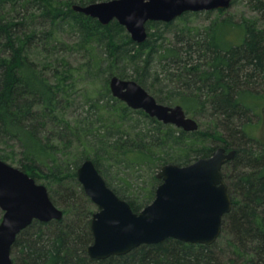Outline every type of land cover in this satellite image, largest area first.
Returning a JSON list of instances; mask_svg holds the SVG:
<instances>
[{
    "label": "trees",
    "instance_id": "obj_1",
    "mask_svg": "<svg viewBox=\"0 0 264 264\" xmlns=\"http://www.w3.org/2000/svg\"><path fill=\"white\" fill-rule=\"evenodd\" d=\"M99 1L107 0H0V160L42 181L51 201L69 209L21 231L12 264H264V146L249 131L264 96V0H246L254 16L241 20L242 42L227 46L218 27L230 18L196 27L187 19L199 13L188 12L149 22L147 39L137 44L117 21L103 26L72 10ZM64 33L74 35L72 45L60 39ZM74 50L86 57L78 67L61 55ZM81 76L100 88L77 92L73 79ZM112 76L154 89L158 103L181 106L201 125L206 118L216 125L201 131L197 122V131L186 132L133 110L111 95ZM76 102L80 113L68 119ZM218 147L235 151L221 171L232 203L223 244L220 236L210 246L166 239L103 260L87 255L94 211L76 179L84 160L138 213L154 199L163 165L185 166Z\"/></svg>",
    "mask_w": 264,
    "mask_h": 264
},
{
    "label": "water",
    "instance_id": "obj_2",
    "mask_svg": "<svg viewBox=\"0 0 264 264\" xmlns=\"http://www.w3.org/2000/svg\"><path fill=\"white\" fill-rule=\"evenodd\" d=\"M232 0H107L72 10L105 26L117 21L130 39L141 44L147 39L146 24L169 23L184 13L228 9ZM111 95L133 110H142L163 124L186 132L198 130L196 120L179 105L165 106L133 80L112 76ZM235 151L216 148L208 158L185 166L163 165L156 174L160 184L154 199L138 213L107 185L90 159L76 170V179L95 205L90 230L93 242L86 249L92 259L122 256L141 245L166 239L210 246L222 230L223 217L232 203L223 182L222 167ZM0 264H12L11 249L16 237L33 221H58L63 211L49 197L47 188L21 169L0 160Z\"/></svg>",
    "mask_w": 264,
    "mask_h": 264
},
{
    "label": "rangeland",
    "instance_id": "obj_3",
    "mask_svg": "<svg viewBox=\"0 0 264 264\" xmlns=\"http://www.w3.org/2000/svg\"><path fill=\"white\" fill-rule=\"evenodd\" d=\"M246 0H236L234 2L231 3L230 8H228L224 13L220 14L217 11L212 12L210 15H207L203 12H199V15L188 18V22H190L191 26H196V27H206L207 25H209L212 22L215 21H221L223 19L226 18H230L231 22L229 23H222L221 25H219L218 27V35L221 39V43L224 46H227L229 44H235L238 45L242 42V38H243V27L241 28L240 23L243 17H250V16H254V14L252 12H250L248 10V7L246 6ZM179 28V23H176L174 25V27L169 28L170 32L166 33L165 36L167 38L171 37V33H173L175 30H177ZM163 31V29L160 30V32ZM60 39L63 42L66 43H70L71 45L75 42V38L74 35L69 34V33H64ZM63 55L66 60L70 63V65L78 67L80 65H82L85 62L86 57L84 56V52L82 51H76L74 50L72 53L70 52H66L61 54ZM39 59V58H38ZM84 76V75H83ZM75 77L77 81V92L82 93L83 90L85 88H88L87 90L89 91V94H92L93 92H95V90H98V88H100V83H98L97 81L95 83H93L91 85V83H85V81L81 80L82 78L84 79V77ZM129 80V79H127ZM73 82V81H72ZM109 83V82H108ZM108 85V84H107ZM109 88V86H108ZM153 91H155L154 89H149V93L152 95ZM78 95H80L79 93H77ZM83 95V94H82ZM79 96V97H82ZM79 97L76 98L77 100H79ZM77 106H73L72 109H69V114H68V119H69V115H78L80 113V110H77L78 107H80L79 102H76ZM256 105H257V113L256 114V118H254L253 122V127L249 128V131L252 132L253 136H256V138H258L263 146H264V96H260L258 98V100L256 101ZM188 117L196 120L198 123L199 121L195 118L192 117L191 115H188ZM203 123L202 125L200 124V129L201 131H206V130H212L215 125H216V121L212 120V119H204L202 120ZM9 164V163H8ZM40 184H42V181H40ZM67 187L69 189H73V193H78V189L74 186L73 183L68 184ZM55 189V188H53ZM71 192V190H70ZM76 196H79L78 194ZM79 198V197H78ZM91 202V201H90ZM55 205V204H54ZM92 208L91 210H93L94 212L97 210L95 205L91 202ZM57 208L61 209L65 214L68 213L69 209L56 204L55 205ZM79 206V204L77 205V207ZM69 214V213H68ZM2 215H3V211L0 209V221L2 219ZM227 235L222 232V234L220 235V238L218 239L217 242H220L221 244H223L226 240ZM223 247V246H222Z\"/></svg>",
    "mask_w": 264,
    "mask_h": 264
}]
</instances>
